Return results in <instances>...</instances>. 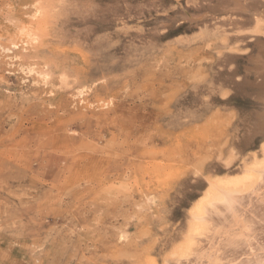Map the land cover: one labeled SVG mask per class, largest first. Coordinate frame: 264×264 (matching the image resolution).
Listing matches in <instances>:
<instances>
[{
  "label": "rangeland",
  "instance_id": "obj_1",
  "mask_svg": "<svg viewBox=\"0 0 264 264\" xmlns=\"http://www.w3.org/2000/svg\"><path fill=\"white\" fill-rule=\"evenodd\" d=\"M222 1L0 0V264H264V6Z\"/></svg>",
  "mask_w": 264,
  "mask_h": 264
},
{
  "label": "bare ground",
  "instance_id": "obj_2",
  "mask_svg": "<svg viewBox=\"0 0 264 264\" xmlns=\"http://www.w3.org/2000/svg\"><path fill=\"white\" fill-rule=\"evenodd\" d=\"M257 1H258L259 4H261L262 6H264V0H257ZM232 4H234V6H236V8H232L234 10L242 11V10L245 9L244 6L241 4V2L239 0H223L221 2V6L220 7L222 9L226 10L227 8L232 7ZM263 18H264V10L263 11H260L258 13L254 12L253 15L251 16V19L259 27L262 26L261 23H263V21H264ZM22 32H23V30H22ZM31 37H33V35ZM28 41H30V40H28ZM31 41H32V39H31ZM255 66L257 67V68H255V72L256 73H264V60L256 59ZM42 76L44 77V75H42ZM223 189L224 188H221V189L217 190L218 191V194H219V200L216 201V202H214L212 204V206L210 207V209L207 210V213H206V216H205V219L207 220L208 223L211 224V226L214 225V217H218V218L221 217L220 214L223 213L224 210H222V209L226 206V203L232 205L233 203L241 200V198L239 197L240 195L230 193L229 191H223L222 192L221 190H223ZM221 225H223V223ZM234 226L235 225H233V227ZM210 229H212V228H210ZM231 229H229L228 231H230ZM225 237L223 238V241L226 240ZM205 238H206V236L203 239L202 238H199L198 235L195 236V240L198 242V244H197L198 248H196V249L195 248H192V251H194V250L195 251H199V246L201 245V242H203ZM197 242H195V243H197ZM239 248H241V250L238 251V254L239 255L242 254V252L244 253L246 251L245 246H241ZM229 256H230V254L229 255L228 254H225V256H222V255L219 256L213 250V251H211V253H210V251L206 252L202 257H200L199 253L196 254V255H194L193 258H192V262H193V264H229V262H228V258H230ZM239 264H246V261H243L242 260Z\"/></svg>",
  "mask_w": 264,
  "mask_h": 264
}]
</instances>
